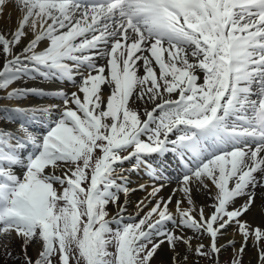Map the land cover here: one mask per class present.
I'll return each instance as SVG.
<instances>
[{"label": "snow or ice", "instance_id": "obj_1", "mask_svg": "<svg viewBox=\"0 0 264 264\" xmlns=\"http://www.w3.org/2000/svg\"><path fill=\"white\" fill-rule=\"evenodd\" d=\"M8 6L0 100L52 101L0 107V235L21 241L22 264H152L164 244L170 264H220L229 246L231 264L249 246L264 264V222L245 218L264 189V0H0V16ZM29 81L74 90L14 87ZM229 228L239 248L219 243Z\"/></svg>", "mask_w": 264, "mask_h": 264}, {"label": "bare ground", "instance_id": "obj_2", "mask_svg": "<svg viewBox=\"0 0 264 264\" xmlns=\"http://www.w3.org/2000/svg\"><path fill=\"white\" fill-rule=\"evenodd\" d=\"M18 17H19V14L13 6L6 7L3 16H0V30L2 31L14 30L18 23ZM14 87H41V88H45L46 90H53L55 88L62 87L66 91L74 90L71 84H68V83L61 84L59 82H43V81H29L27 82V84L23 82H18L16 85H14ZM51 102H52L51 99L47 97H44V98L28 97L21 102L0 100V107H4V106L15 107L17 106L18 103H19V106H22V107H41ZM12 127H15V125H12ZM169 159H170V155L168 154L166 158V162H168L169 164L167 165L165 162L163 165L164 167L165 165L168 167V168L166 167L168 174H170V172L173 170H176V171L179 170L177 169L176 165L173 166L174 164H176L175 161L173 159L171 160ZM130 178L132 180V186H136L139 183H145L148 179L142 172H138L135 174L133 173ZM173 187H175V183L168 185L161 192L160 195L167 197L168 195L171 194V190ZM145 195L146 193L140 192V191L133 193L130 197V202L127 206L126 214H135L136 213V202L140 199H143ZM194 200L197 202V204H202V203L207 202V197L201 193H194ZM242 202L243 200H239L238 204ZM145 211H147V209H145ZM108 212H109L110 217L114 216L116 214L115 206L110 205ZM245 218L256 225H259L262 222H264V189L257 188L254 204ZM188 234L191 235V232H188ZM2 236H4L3 238L5 237L10 238V236H7V235H2ZM10 239L11 241H14L15 243H17L18 246H21V241L18 240L14 234ZM230 239H234L236 241L235 247L239 248L242 241L239 235H236L234 233L232 228H229L227 230L225 235L220 239L219 243L221 245H226L227 241ZM198 242H201V241H197L194 239L193 244L195 245ZM202 242L207 244L208 238L203 237ZM171 255L172 253L168 249L167 244L162 245L156 255L157 256L156 260L159 261L157 264H170ZM232 255H233V249H232ZM243 260H244V264H255V250L251 246H249V248L246 249L244 256H243ZM191 261H192V257H190V264H191ZM199 264H203L201 260H199Z\"/></svg>", "mask_w": 264, "mask_h": 264}, {"label": "rangeland", "instance_id": "obj_3", "mask_svg": "<svg viewBox=\"0 0 264 264\" xmlns=\"http://www.w3.org/2000/svg\"><path fill=\"white\" fill-rule=\"evenodd\" d=\"M0 95H4V93H0ZM125 167H130V165L125 164ZM110 205L108 206L107 211H109ZM141 215H143V213H141ZM129 216H132L137 220L139 219V217H137L135 214H125V217H124L125 221L131 222L129 220ZM107 218L111 219L110 216ZM12 236H10V238ZM3 237L4 236L0 235V264H22L23 256L21 253V246H18L17 243H15L14 241H11L9 237H5V238ZM232 249L233 248L229 246V247H226L224 251H222V253L220 254V264H231V260L233 258ZM5 250L10 251L12 253L13 258H9L5 256L4 255ZM39 250H40V244L34 243L29 246L28 255L31 256L33 259H35L37 257V253ZM109 250L114 251L113 248H110ZM156 258L157 256L154 257L152 264H157L159 262L156 260ZM201 261L203 264H209L207 259H201ZM241 264H244V260L241 261Z\"/></svg>", "mask_w": 264, "mask_h": 264}]
</instances>
